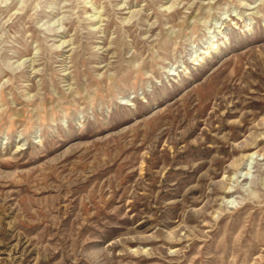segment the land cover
<instances>
[{
	"label": "rangeland",
	"instance_id": "obj_1",
	"mask_svg": "<svg viewBox=\"0 0 264 264\" xmlns=\"http://www.w3.org/2000/svg\"><path fill=\"white\" fill-rule=\"evenodd\" d=\"M0 264H264V0H0Z\"/></svg>",
	"mask_w": 264,
	"mask_h": 264
}]
</instances>
